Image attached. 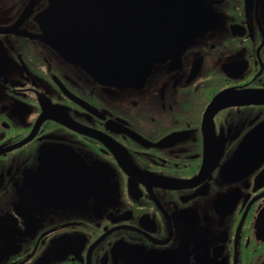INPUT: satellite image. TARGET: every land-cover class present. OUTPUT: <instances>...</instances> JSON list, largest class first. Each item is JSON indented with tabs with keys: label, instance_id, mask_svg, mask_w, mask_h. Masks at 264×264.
<instances>
[{
	"label": "flooded vegetation",
	"instance_id": "flooded-vegetation-1",
	"mask_svg": "<svg viewBox=\"0 0 264 264\" xmlns=\"http://www.w3.org/2000/svg\"><path fill=\"white\" fill-rule=\"evenodd\" d=\"M0 264H264V0H0Z\"/></svg>",
	"mask_w": 264,
	"mask_h": 264
},
{
	"label": "water",
	"instance_id": "water-1",
	"mask_svg": "<svg viewBox=\"0 0 264 264\" xmlns=\"http://www.w3.org/2000/svg\"><path fill=\"white\" fill-rule=\"evenodd\" d=\"M179 1V0H178Z\"/></svg>",
	"mask_w": 264,
	"mask_h": 264
}]
</instances>
